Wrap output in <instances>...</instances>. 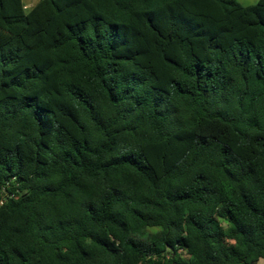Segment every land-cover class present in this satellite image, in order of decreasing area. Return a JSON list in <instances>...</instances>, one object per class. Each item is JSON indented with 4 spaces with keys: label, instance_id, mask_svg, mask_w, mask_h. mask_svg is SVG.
<instances>
[{
    "label": "trees",
    "instance_id": "16d2710c",
    "mask_svg": "<svg viewBox=\"0 0 264 264\" xmlns=\"http://www.w3.org/2000/svg\"><path fill=\"white\" fill-rule=\"evenodd\" d=\"M0 264L264 261V0H0Z\"/></svg>",
    "mask_w": 264,
    "mask_h": 264
},
{
    "label": "rangeland",
    "instance_id": "374dc122",
    "mask_svg": "<svg viewBox=\"0 0 264 264\" xmlns=\"http://www.w3.org/2000/svg\"><path fill=\"white\" fill-rule=\"evenodd\" d=\"M38 0H23L26 10H30ZM242 6L256 5L258 0H236ZM260 264H264V261H260Z\"/></svg>",
    "mask_w": 264,
    "mask_h": 264
},
{
    "label": "built area",
    "instance_id": "2783aa9c",
    "mask_svg": "<svg viewBox=\"0 0 264 264\" xmlns=\"http://www.w3.org/2000/svg\"><path fill=\"white\" fill-rule=\"evenodd\" d=\"M0 204H2V201L0 200Z\"/></svg>",
    "mask_w": 264,
    "mask_h": 264
},
{
    "label": "crops",
    "instance_id": "0c3cea01",
    "mask_svg": "<svg viewBox=\"0 0 264 264\" xmlns=\"http://www.w3.org/2000/svg\"><path fill=\"white\" fill-rule=\"evenodd\" d=\"M22 1H23V0H22ZM23 3H24V2H23ZM36 3H37V2H36ZM36 3H35V4H36ZM35 4H34V5H35Z\"/></svg>",
    "mask_w": 264,
    "mask_h": 264
}]
</instances>
